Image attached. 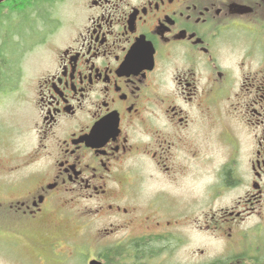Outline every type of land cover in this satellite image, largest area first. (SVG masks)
Listing matches in <instances>:
<instances>
[{
	"label": "flooded vegetation",
	"instance_id": "obj_1",
	"mask_svg": "<svg viewBox=\"0 0 264 264\" xmlns=\"http://www.w3.org/2000/svg\"><path fill=\"white\" fill-rule=\"evenodd\" d=\"M42 1L0 3V239L28 264H264V0H78L58 42Z\"/></svg>",
	"mask_w": 264,
	"mask_h": 264
},
{
	"label": "rangeland",
	"instance_id": "obj_2",
	"mask_svg": "<svg viewBox=\"0 0 264 264\" xmlns=\"http://www.w3.org/2000/svg\"><path fill=\"white\" fill-rule=\"evenodd\" d=\"M43 3L47 4V1H42ZM78 0H50L51 4V11H49L51 17H55L53 19L56 23H61L60 27L54 25L55 23L41 26V31H39V37L43 34H47L50 30L51 35L49 38L57 37L53 39L52 42H58V38L61 34L64 33L65 29L69 27V20L71 18L78 19L80 16L79 7H78ZM42 5V4H41ZM60 21V22H57ZM62 39V38H60ZM41 40L45 41V38L41 37ZM64 40H66L64 38ZM43 48H47L46 45ZM43 48L39 47L33 52L27 53L24 59L17 60L16 68L13 69L12 77L10 78V83L12 85H16L19 93L23 96H27L28 92V79L34 77L38 74L40 70L45 68V61L49 62V54H45ZM44 58H48L47 60ZM6 86L9 88L7 82L5 83ZM8 102L5 101L4 105L0 107V110L3 112L8 111ZM14 108L17 117L20 119V122L24 121L27 117L29 110L28 107L24 104H18L12 106ZM4 114V113H2ZM2 124L5 128L9 131L8 126L6 123L7 120H4V117L1 118ZM234 193L232 191L222 193L219 196L215 197V199L211 202L207 198L204 199L203 206L201 207L204 210L212 207L214 209L227 206L230 204ZM19 249V250H18ZM22 251L20 248H14L11 245L6 244L3 240L0 239V264H28L27 260L22 257ZM29 255V254H28Z\"/></svg>",
	"mask_w": 264,
	"mask_h": 264
},
{
	"label": "water",
	"instance_id": "obj_3",
	"mask_svg": "<svg viewBox=\"0 0 264 264\" xmlns=\"http://www.w3.org/2000/svg\"><path fill=\"white\" fill-rule=\"evenodd\" d=\"M3 1H5V0H0V2H3Z\"/></svg>",
	"mask_w": 264,
	"mask_h": 264
}]
</instances>
